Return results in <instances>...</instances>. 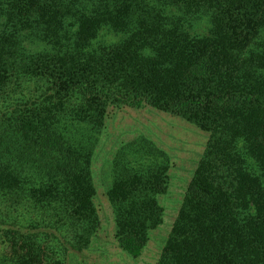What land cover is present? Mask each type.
<instances>
[{
    "label": "trees",
    "instance_id": "obj_1",
    "mask_svg": "<svg viewBox=\"0 0 264 264\" xmlns=\"http://www.w3.org/2000/svg\"><path fill=\"white\" fill-rule=\"evenodd\" d=\"M122 106L210 133L158 264H264V0H0V264H87L93 156ZM170 163L146 137L113 160L133 258L163 221Z\"/></svg>",
    "mask_w": 264,
    "mask_h": 264
},
{
    "label": "rangeland",
    "instance_id": "obj_2",
    "mask_svg": "<svg viewBox=\"0 0 264 264\" xmlns=\"http://www.w3.org/2000/svg\"><path fill=\"white\" fill-rule=\"evenodd\" d=\"M206 24L202 20L190 31L206 32ZM139 137L153 141L169 156L171 163L168 191L159 197L164 208L163 221L151 231L142 256L133 258L121 249L114 236L116 223L107 191L113 181V160L122 148ZM209 139L210 133L195 124L154 108H110L92 162L95 203L102 228L87 250V264H158Z\"/></svg>",
    "mask_w": 264,
    "mask_h": 264
}]
</instances>
